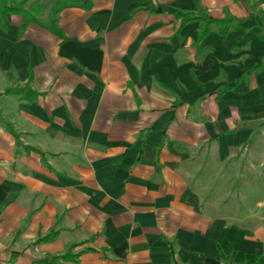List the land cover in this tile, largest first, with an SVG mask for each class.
<instances>
[{
	"label": "crops",
	"instance_id": "crops-1",
	"mask_svg": "<svg viewBox=\"0 0 264 264\" xmlns=\"http://www.w3.org/2000/svg\"><path fill=\"white\" fill-rule=\"evenodd\" d=\"M200 11L241 21L199 40ZM55 19L61 36L0 29V264H264V224L235 222L191 161L246 137L218 106L264 73L230 52L246 1L74 0Z\"/></svg>",
	"mask_w": 264,
	"mask_h": 264
},
{
	"label": "rangeland",
	"instance_id": "rangeland-1",
	"mask_svg": "<svg viewBox=\"0 0 264 264\" xmlns=\"http://www.w3.org/2000/svg\"><path fill=\"white\" fill-rule=\"evenodd\" d=\"M21 1L10 0V3ZM64 1L74 2L26 0L20 6L27 9L32 3L41 4L43 10L38 18L47 25L53 17L52 8ZM245 1L255 21L250 22L245 31L234 39L230 49L244 65L259 63L264 58V46L262 49L258 45L254 46L258 33L264 38V0ZM218 106L219 112L223 113L226 132H245L246 137L223 157L220 153L211 155L208 152H195L191 161L200 163L199 173L203 176L221 180L218 184L210 185L218 188L216 192L221 195L219 206L230 204L232 213L237 214L233 216L234 221L238 224L247 223L245 226L254 230L264 224V73L250 77L247 86L237 89ZM213 164L217 165L216 168Z\"/></svg>",
	"mask_w": 264,
	"mask_h": 264
},
{
	"label": "trees",
	"instance_id": "trees-1",
	"mask_svg": "<svg viewBox=\"0 0 264 264\" xmlns=\"http://www.w3.org/2000/svg\"><path fill=\"white\" fill-rule=\"evenodd\" d=\"M24 3H26V0H22L20 3H10V0H0V29H5L7 15H19L21 16L23 23H31L40 26L42 25L38 19V16L43 10V6L38 3H32L27 9H24L20 6ZM66 6L67 2L56 4L52 8L53 17L50 23L45 27L50 33L56 36H61V31L57 27L55 16ZM191 21L199 22L198 39L200 40L210 31V28L212 26H215L217 28L218 33L221 36H226L230 29L238 28V24L241 20H237L230 16H225L223 19H214L200 11L195 15L186 16L183 20V23H188ZM263 68L264 64L258 66L253 71L257 72L262 70ZM241 79L242 77L236 79L230 86L219 90V94L223 93L226 90L233 89L241 81Z\"/></svg>",
	"mask_w": 264,
	"mask_h": 264
}]
</instances>
